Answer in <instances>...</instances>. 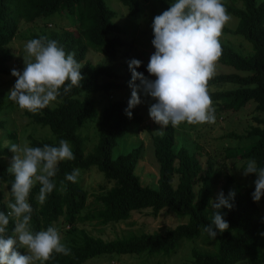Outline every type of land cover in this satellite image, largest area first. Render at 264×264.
<instances>
[{
	"label": "trees",
	"instance_id": "1",
	"mask_svg": "<svg viewBox=\"0 0 264 264\" xmlns=\"http://www.w3.org/2000/svg\"><path fill=\"white\" fill-rule=\"evenodd\" d=\"M128 10V15L137 17L142 6L151 0H118ZM239 1L242 7L225 3L230 15L238 19L235 29L224 27L225 34L242 36L250 45L252 54L238 53L229 44L221 43L222 53L217 63L233 68L237 73L216 74L209 81V88L231 85L227 90L209 91L215 115L236 113L249 102L255 105L257 114L242 135L231 133L228 137L247 141L241 148L227 151L226 159L234 158L236 162L255 159L257 167H264V1ZM162 9L167 10L173 0H158ZM54 15L65 16L73 30L31 32L26 40L46 36L55 40L66 52H75L76 59L83 66L84 80L81 87H73L67 94L58 98V105L41 110L38 114L27 113L31 121L41 127H48L51 139H38L29 136L30 146L42 147L45 144L58 145L59 140L70 142L75 159L61 162L54 180L56 188L41 204L37 200L39 185L34 186L29 195L33 208V231L46 230L60 219L68 227L64 244L71 250L70 254H53L46 264H86L88 261L105 255H163L174 254L181 241H192L200 236L208 246L216 245V252L192 250L194 264H264V250L261 248L264 221L256 202L252 200L254 188L245 183H238L220 169L208 162L206 168L197 155L190 153L186 147L175 149V127L169 126L163 136H151L154 158L158 164L157 188L143 186L135 174L144 147L139 145L128 153L113 157L112 151L119 141L125 138L131 125H141L143 117L137 107L131 109L128 118L125 109L126 98L109 102L101 113L97 110V96L129 88L131 73L128 62L123 63L122 73L110 67H96L85 61L88 51L100 52L108 61L116 62L119 50L126 44L123 29L115 22L116 12L111 10L104 0H0V75H8V63L14 55L7 48L19 31V24L35 23L40 18ZM147 65L141 63L136 71L148 75ZM242 72V74L238 73ZM138 83V82H137ZM7 101V95L0 85V112ZM97 122V142L88 154L87 138L81 130L89 123ZM5 121L0 120V129ZM15 140L13 135L9 136ZM10 153L1 145L0 157H10ZM8 167L0 165V211L7 213L8 202L12 200L10 187L13 177ZM87 171L96 168L113 186L96 198L97 205L81 215L87 208L88 193L79 181L71 183L65 175L73 169ZM80 171V172H81ZM255 177V175H251ZM174 177L177 184L173 185ZM221 186L225 195L234 190V207L232 210L221 209L229 223V230L210 239L203 232L202 226L211 223L215 211L210 200L215 199L216 188ZM197 187V189H196ZM215 196V197H214ZM261 199L264 200V197ZM150 209L157 217L165 210L188 221L179 224L164 233L139 234L105 241L93 236L78 225L94 222L96 226L119 223L130 218L133 212ZM14 221L10 218L8 232L11 234ZM25 252V249H21Z\"/></svg>",
	"mask_w": 264,
	"mask_h": 264
},
{
	"label": "clouds",
	"instance_id": "2",
	"mask_svg": "<svg viewBox=\"0 0 264 264\" xmlns=\"http://www.w3.org/2000/svg\"><path fill=\"white\" fill-rule=\"evenodd\" d=\"M231 19L223 0H173L167 10L155 16L151 25L154 52L146 68L155 79L136 71L141 66L140 60L133 58L128 62L131 73V95L125 109L128 118L132 116L131 109L141 103L143 94L154 101L148 114L160 126L154 131L159 136L169 126L215 123L216 109L209 81L222 53L220 37ZM24 53L22 71L11 70L15 84L8 93L9 100L19 109L38 114L73 87H81L82 64L75 52H66L57 41L46 36L31 39L25 43ZM4 147L12 153L6 171L13 181L9 211H0V264H46L53 254L69 255L71 250L62 242L55 226L33 231L29 195L38 184L37 200L43 204L53 192L59 164L75 159L70 142L61 139L55 146L33 147L27 139L22 143L5 140ZM80 171L73 169L65 180L76 183ZM242 174L255 175L251 196L253 202H259L264 197V167L258 168L255 159H249ZM235 195L234 190L227 195L221 190L209 201L215 211L211 223L202 226V230L210 239L229 230L221 209L232 210ZM10 218L14 221L11 234Z\"/></svg>",
	"mask_w": 264,
	"mask_h": 264
},
{
	"label": "rangeland",
	"instance_id": "3",
	"mask_svg": "<svg viewBox=\"0 0 264 264\" xmlns=\"http://www.w3.org/2000/svg\"><path fill=\"white\" fill-rule=\"evenodd\" d=\"M263 1L264 0H257L259 3ZM104 2L111 10L116 12L114 20L123 29L122 37L126 44L119 50L117 56L118 60L116 62L108 61L100 52H94L93 50L87 52L85 61H89L96 67H110L114 71L120 73H122L123 63L129 62L133 58L147 65L151 54L154 52V48L151 44L153 39L151 29L152 21L155 16L161 14L165 10L161 8L158 0H151L149 3L142 6L141 13L135 18L128 15L127 8L118 0H104ZM223 2L233 4L236 7H242V3L239 1L233 2L232 0H223ZM231 17L232 19L225 27L233 30L238 24V19L232 15ZM69 22V19L65 16L54 15L47 18H40L37 22L32 24L25 22L19 24V31L16 37L7 47L14 55L13 60L8 63L10 73L8 75H0L1 90L7 95L5 106L0 112V120L5 121L4 128L0 129L2 146H4L5 140L11 141L12 143H22L25 139L29 141V136L38 139H51L52 135L48 127L35 125L26 115L29 112L19 109L14 102L9 100V90L15 84V78L11 76V70L15 68L22 71L23 69L22 57L25 55L24 46L28 41L26 37L29 33L40 32L44 29L47 31L73 30ZM220 43L229 44L235 51L243 55L252 54L251 45L240 35L222 33ZM229 73H237V71L229 66L217 63L215 75ZM238 73L242 74V72ZM144 76L151 80L155 79V77L149 76V74ZM230 88H232L231 85H222L211 87L209 91L227 90ZM130 95V88L115 90L108 95H98L96 98L97 110L101 113L109 102L130 98ZM153 102L154 101L150 98L141 94V103L136 107L143 117V121L141 125H131L128 135L119 141L118 145L113 149L112 155L113 157H117L118 155L128 153L132 148L143 145L144 150L142 158L136 167L135 174L139 177L143 186L156 189L158 164L154 158L151 136L155 134L154 131L158 130L160 126L149 118L148 109ZM58 103L59 102L56 101L49 106L54 108ZM254 108V103L249 102L239 112L220 113L216 116L215 123L202 125L181 124L175 127V149L177 150L182 146L186 147L190 153L197 155L204 169L207 163L210 162L214 168L220 169L238 183H245L249 185V187L254 188L253 181L256 177H252L251 175L244 176L242 174V171L246 167L245 162H236L234 158L226 159L228 150L236 147L241 148L246 145L247 141L231 138L227 135L231 133L242 135L250 125H255L253 118L257 114L254 112ZM81 133L83 137L87 138L85 154H88L97 142V122L89 123L81 130ZM10 135H13L15 140L11 139L9 137ZM11 159L12 156L8 158L0 157V165L9 167ZM79 181L88 193L87 208L81 213V215H84L97 205L96 198L109 190L113 186V182H108L104 178V175L96 168L81 171ZM176 184L177 178L174 177L173 185L175 186ZM223 184L222 179V183L216 188L215 196ZM4 194L5 201L9 203L7 192L5 191ZM256 203L264 221V200L261 199ZM187 221V216L180 217L173 213H166L165 210H162L157 217H154L150 209H144L139 212H133L130 218L123 222L112 223L106 226H96L94 222H85L78 226L86 229L93 236L109 241L142 233H164L166 230L174 228L179 224L186 223ZM54 226L60 232L62 242L64 243L68 227L64 225L62 219ZM260 241L259 244H261V248L264 250V235H262ZM193 249L215 253L217 248L215 244H213V246L205 244L200 236V238L196 240L181 241L176 252L170 255V257L157 254L152 256H147L146 254H113L94 258L86 264H194V258L192 256Z\"/></svg>",
	"mask_w": 264,
	"mask_h": 264
}]
</instances>
